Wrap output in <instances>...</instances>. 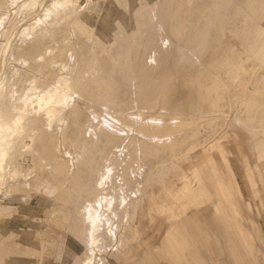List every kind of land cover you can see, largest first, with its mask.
<instances>
[{"label": "rangeland", "instance_id": "rangeland-1", "mask_svg": "<svg viewBox=\"0 0 264 264\" xmlns=\"http://www.w3.org/2000/svg\"><path fill=\"white\" fill-rule=\"evenodd\" d=\"M64 1L0 0V116L5 124L11 126L18 118L17 127L21 132L7 131L5 142L11 143L6 145L5 156L0 162V264H59L58 261L68 264L77 258L83 247V229L90 226L98 228V224L95 226L96 223H90L88 219L92 218L93 211L83 212L85 201L89 200L92 208L96 207L97 192L104 189L117 191L123 187L131 176L129 170L134 178L129 193L135 209L127 219H122V210L117 209V223L124 231L127 258L125 262L118 258V264H264V192L256 194L253 191L254 185L257 186L256 171H260L261 176L264 173V138L258 136L256 148L248 147L250 153L244 155L236 153L227 144L223 151L221 146H216L218 153H212L206 178L203 177L184 197L179 189L182 179L177 174L179 166L187 164L191 158L187 147L198 146L201 140L211 139L217 131L229 129L227 115L243 118L247 116L249 106L257 113L259 99L246 87L247 84H255L256 78L248 73L241 76L245 80L232 83L226 73L222 78L227 85L230 84L229 88L208 94L204 87H200L198 80L201 78L194 76L196 61L183 54L181 49L188 32L187 24L178 31L179 35L172 36L175 42L173 39L165 42L166 35L160 33V27L155 28V18L161 14L159 8L153 16L147 9L154 1L149 5L146 0ZM184 3L183 11L207 7L213 10L214 26L203 50L207 58L206 66L201 69L205 73L225 72L237 66L240 71L248 68L252 72L253 66H261L253 61L248 48L241 46L235 36L227 35L222 45L216 43L220 28L234 12L229 5L239 3L246 11L243 0H228V3H222V0H188ZM163 4L164 0H161L159 6ZM110 8L115 23L119 22L117 28L112 26L111 32L99 28L101 14L96 16L95 12ZM45 10L47 12L44 13ZM169 14L167 12L166 25L170 22ZM29 26L33 27L32 31ZM27 27L30 29L22 30ZM130 28H133V35L129 34ZM103 39H107V46L121 64L126 79L131 82L133 75L135 78L134 99H130L123 109L114 105L106 108L100 103L104 78L115 81V77L106 73L103 67L100 73L96 72L90 58L94 52V41L101 43ZM206 78L208 81L204 84H213V76ZM174 79L178 82L175 80V83ZM208 96L212 97L213 105L207 104ZM146 97L148 101H145ZM61 99L64 103L60 102ZM158 100L165 103L168 111H178L184 118L177 132L181 133H176L172 142L164 145L145 142L134 154V143L125 138L116 141L113 133L110 134V128L103 124L104 119L114 115L122 123L139 118V115L141 119L148 115L150 118L154 113L151 103ZM207 107L210 108L207 110ZM202 112L204 116L197 114ZM168 116L171 117L165 114L167 119ZM95 135L100 139L97 140ZM180 142L183 145H178ZM116 143L125 144L110 161L111 171L105 170L101 149L106 145L110 150ZM246 143L250 146L248 140ZM183 147L186 153H183ZM123 162H126L124 173L119 167ZM118 175L122 177L118 178ZM99 182L100 186L97 185ZM194 203L196 206H189ZM105 207L103 202L100 208L104 210ZM185 207L187 209L183 211ZM236 211L245 227L234 216ZM155 221L163 224L160 235L154 231ZM250 225L256 228V232L249 228ZM252 235V241L259 243L260 247L249 242Z\"/></svg>", "mask_w": 264, "mask_h": 264}, {"label": "bare ground", "instance_id": "bare-ground-1", "mask_svg": "<svg viewBox=\"0 0 264 264\" xmlns=\"http://www.w3.org/2000/svg\"><path fill=\"white\" fill-rule=\"evenodd\" d=\"M12 1V0H11ZM64 1V0H62ZM152 1H154L151 5H149ZM188 0H171L169 3L168 0H164L163 6H159L161 0H146V4L149 5L147 9L150 11V15L153 16V13L156 12L157 8L160 10V16L155 18V28L160 27L159 31L161 34L166 35L167 38H165V42L171 39H173V35L177 34L179 35L178 31H180L182 28H185L187 24V35L185 36L184 44L181 47L183 54H188L189 57L194 59L197 71L195 72L194 76H197V79L199 81V84L201 83L200 87H204L205 91L209 93H214L217 92L218 89H228L230 84L227 85L225 80L222 78L223 75H227L232 79L231 82L233 83L236 80L241 79V76L244 74L250 73L252 77H255V84L253 83L251 86L246 85L248 89L252 91L254 94L255 98L259 99V108L257 109V113H254V108L252 109V106H249L247 111L248 114L247 116L241 118L239 116H232V115H227L228 122L227 125L230 126L228 130L225 131H217V133L214 134V136L211 139H203L200 141V143L197 145H192L190 148H188V152L190 154V159L187 164L182 166H179L178 170V176L179 178L182 179V184L179 189L183 191L182 197L188 192V191H193V187L203 179V177L206 176V169L209 168V165L211 164V156L212 153L217 152L216 146H221L222 151L225 149L224 145L227 144L233 148V150L236 153H239L240 155L248 154L250 151H248V147H252L254 150L256 148L255 145V140L258 136H261L260 138H264V0H243L244 3H246L247 10L245 11L244 8H242L239 3L229 5L230 8L233 9V14L228 17L227 23L222 25L220 28L221 34L220 37L216 40V43L219 45L224 44L225 39H227V35H232L237 38L241 46H246L252 55L253 61L259 63L261 66L258 67V65L253 66L251 68L252 72H249V69H244L243 71H240L238 69V66L234 68H229L225 70V72L222 71H210L206 72L203 71L201 68L205 67V55L203 54V50H205V45L207 43V38L209 37V34L214 26L213 23V10H211L209 7L205 8L204 10H200L199 8H194L190 9L189 11H183V6H186L184 2ZM15 2V1H14ZM66 0L64 1V3ZM60 3V2H59ZM72 3V2H71ZM75 3V2H74ZM222 3H228V0H222ZM7 4V3H6ZM63 4V3H62ZM10 5V4H9ZM61 5V4H60ZM77 5V3H76ZM79 6V5H78ZM77 8V7H76ZM182 8V10H181ZM1 11V10H0ZM12 11V10H11ZM112 9H104L102 11H95L96 16L101 14L100 20H99V28L103 30H108L111 32L112 26H115L117 28V25L119 22L114 21V19L111 16ZM47 12L46 10L44 13ZM53 12V11H51ZM74 12V11H73ZM167 12L170 13L169 16V24L166 25L165 23V18L167 16ZM50 13V12H49ZM54 13V12H53ZM48 14V13H47ZM42 15V14H41ZM45 15V14H44ZM43 15V16H44ZM48 16V15H45ZM50 16V15H49ZM73 16V15H72ZM138 16V15H137ZM136 17V16H135ZM193 17L192 19H190ZM39 18V17H38ZM37 18V19H38ZM46 18V17H45ZM70 18V17H69ZM36 19V20H37ZM42 19V17H41ZM142 20V19H141ZM140 20V21H141ZM144 20V19H143ZM152 20V19H151ZM1 21V20H0ZM139 21V22H140ZM147 21V20H146ZM39 22V20H38ZM167 22V21H166ZM34 23V22H33ZM45 23V22H44ZM131 23V22H130ZM36 23H34L35 25ZM134 24V22H133ZM146 24V23H145ZM165 24V25H164ZM33 25V24H31ZM139 26V25H138ZM30 27V26H29ZM32 27V26H31ZM30 27V28H31ZM133 27V26H132ZM135 27V26H134ZM149 27V26H147ZM3 28V27H2ZM30 28H25L22 30L30 29ZM137 28V26H136ZM150 28V27H149ZM131 29V28H130ZM133 29V28H132ZM129 32L130 35H133V31ZM146 29V26H145ZM148 29V28H147ZM31 31L33 30V27L30 29ZM35 30V29H34ZM117 30V29H116ZM121 30V29H119ZM126 30V29H125ZM36 31V30H35ZM34 31V32H35ZM128 31V30H127ZM24 32V31H21ZM30 32V31H29ZM42 32V31H41ZM40 32V33H41ZM48 32V31H47ZM126 32V31H125ZM38 33V32H37ZM116 33V31H115ZM128 33V32H126ZM140 33V32H139ZM47 34V33H46ZM23 35V33H22ZM27 35V34H26ZM31 35V34H30ZM104 37L106 38L105 34H103ZM115 35V34H114ZM28 36V35H27ZM33 36V35H32ZM40 36V35H39ZM51 36V35H50ZM36 37V36H35ZM94 37V36H93ZM156 37V36H155ZM38 38V37H37ZM40 38V37H39ZM102 38V37H101ZM134 38V37H133ZM25 39V38H24ZM62 39V38H61ZM64 39V37H63ZM92 39V38H91ZM169 39V40H168ZM178 39V38H177ZM20 40V39H19ZM107 39H103V41L100 43L98 41H94V52L90 54L91 61L94 63V69L95 71L100 73V69L103 67L104 70H106V73H109L115 77V81L108 80L104 78L103 81V93L101 95V102L104 107L108 108L110 105H114L120 109H123L128 103L130 99H134L135 96V87L133 85L135 78L134 75L131 78V82H129L128 79L124 76V70L121 66V64L113 57V53L109 50V47L107 46ZM40 41V39H39ZM65 41V39H64ZM117 41V39H116ZM174 41V39L172 40ZM27 42V41H25ZM175 42V41H174ZM172 42H170L171 44ZM22 43H19V45ZM28 44V43H27ZM33 44L34 41H33ZM68 44V43H67ZM66 44V45H67ZM165 44V43H164ZM169 44V45H170ZM30 45H32L30 43ZM61 45V44H60ZM166 45V44H165ZM176 45V43L174 44ZM172 46V45H171ZM170 46V47H171ZM21 47V46H19ZM18 47V48H19ZM175 47V46H174ZM113 48V47H112ZM63 49V48H62ZM171 49V48H170ZM177 49V48H176ZM164 50V49H163ZM175 50V49H174ZM212 51H215L212 50ZM172 52V50L170 51ZM61 53V51H60ZM176 53V51H175ZM174 54V52L172 53ZM179 54V53H178ZM39 55V54H38ZM42 56V55H41ZM172 56V55H171ZM175 56V54H174ZM34 57V56H33ZM40 58V57H38ZM174 58V57H173ZM248 58V57H247ZM170 59V58H169ZM33 60V59H32ZM34 61V60H33ZM38 61V60H37ZM173 61V60H172ZM243 61V59H242ZM92 63V64H93ZM31 65V64H30ZM33 65V64H32ZM168 65V64H165ZM172 67V66H171ZM219 67V66H218ZM217 69V68H216ZM152 70V69H151ZM167 70V69H166ZM43 72V71H42ZM158 72V71H157ZM180 73V72H179ZM44 74V73H43ZM102 74V73H101ZM152 74V73H151ZM98 75V74H97ZM110 75V76H111ZM149 75V74H148ZM147 75V76H148ZM44 76V75H43ZM109 76V77H110ZM146 76V77H147ZM152 76V75H151ZM150 76V77H151ZM180 77V75H178ZM183 76V75H182ZM208 76H213L211 82L213 84L211 85H206V81L208 79L206 77ZM49 77V75L47 76ZM138 77V76H137ZM178 77V78H179ZM39 78V75L38 77ZM177 78V79H178ZM235 80H234V79ZM42 79V77L40 78ZM130 79V77H129ZM159 80V78L157 79ZM162 80V79H161ZM176 79H174L175 81ZM180 80V78L178 79ZM178 80H176L178 82ZM242 81L245 79H241ZM43 81V80H42ZM45 81V80H44ZM43 81V82H44ZM49 82V80H47ZM144 81V80H143ZM154 81V80H153ZM175 81V83H176ZM169 82V81H168ZM172 82V81H171ZM180 82V81H179ZM46 83V82H45ZM92 83V82H91ZM155 83V82H154ZM162 83V81H161ZM163 83H166L163 81ZM174 83V82H173ZM248 83V82H244ZM87 84V83H86ZM149 84V81H148ZM203 84V85H202ZM221 84V85H220ZM89 85V84H88ZM96 85V84H95ZM152 85H154L152 83ZM165 85V84H164ZM163 85V86H164ZM171 85V83H169ZM233 85V84H232ZM94 86V85H92ZM167 86V85H165ZM164 86V89H165ZM47 87V86H46ZM88 87V86H86ZM91 87V86H89ZM151 87V86H150ZM168 87V86H167ZM199 87V86H198ZM199 87V88H200ZM99 88V87H98ZM148 88V87H147ZM163 88V87H162ZM171 88V87H170ZM95 90V87L93 88ZM161 90V89H160ZM198 90V89H197ZM196 90V91H197ZM154 91V90H153ZM165 91V90H164ZM202 91V89H201ZM221 91V90H219ZM163 92V89H162ZM169 92V90H168ZM165 93V92H164ZM219 93V92H217ZM232 93V92H230ZM216 95V94H215ZM223 95V93H222ZM159 97H161L159 95ZM169 97V96H168ZM215 97V96H214ZM220 97V96H219ZM51 98V96H50ZM139 98V97H138ZM225 98V96H223ZM136 99V98H135ZM161 99V98H159ZM166 97H164V101ZM205 99V98H204ZM203 99V100H204ZM216 99V98H215ZM64 100V99H63ZM163 100V99H162ZM222 100V99H221ZM220 100V102H221ZM236 100V99H235ZM145 101H148V97L145 98ZM161 101V100H160ZM206 101V100H205ZM255 101V100H254ZM62 102V99L61 101ZM138 102V101H137ZM198 102V101H197ZM219 102V101H218ZM219 102V103H220ZM252 102V101H251ZM64 103V101L62 102ZM146 103V102H145ZM148 103V102H147ZM196 103V102H195ZM201 103V102H200ZM222 103V102H221ZM236 103V102H235ZM250 103V102H249ZM254 104V102H252ZM199 104V102H198ZM207 104L213 105L212 97L208 96L207 98ZM70 105V103H69ZM197 105V104H196ZM200 105V104H199ZM143 106V105H142ZM193 106V105H192ZM218 106V105H217ZM256 106V105H255ZM78 107V106H77ZM94 107V106H93ZM196 106L193 107V109ZM203 107V106H202ZM50 108V107H49ZM48 108V109H49ZM61 108V107H60ZM95 108V107H94ZM151 108L153 109L152 113L153 115L149 117L148 119L144 118L141 119L142 117L139 115V118H132L130 122L125 121L126 123H122L123 121L120 122L119 119H117L116 115L114 116H108L106 119H104L103 124L110 128L112 131L110 134L113 133L116 141L120 140L121 138H125L126 141H129L134 143L135 149H134V154L136 152L140 151V146L145 144V142H153L155 144H163V143H169L174 140V135L178 132V129L180 126H182V122L184 118L181 116V113L178 111H168L165 107V103L153 101L151 103ZM204 108V107H203ZM210 107H207V110ZM215 108V107H214ZM51 109V108H50ZM49 109V111H50ZM75 109V108H74ZM91 109V108H90ZM102 109V108H101ZM110 109V108H109ZM108 109V110H109ZM141 109V108H140ZM205 109V108H204ZM40 110V109H39ZM104 111V109H102ZM106 109V111H108ZM112 110V109H111ZM142 110H146L142 109ZM173 110V109H172ZM176 110V109H175ZM200 110V109H199ZM198 110V111H199ZM33 111V110H32ZM38 111V110H37ZM48 111V112H49ZM115 111V110H114ZM126 111V110H125ZM205 111V110H204ZM116 112V111H115ZM119 112V111H118ZM94 113V112H93ZM120 113V112H119ZM142 113V112H141ZM143 112L142 114H144ZM207 113V112H206ZM76 114V113H75ZM79 114V113H77ZM82 114V113H81ZM96 113H94V116ZM106 114L109 115L108 112ZM165 114H170L171 117L168 119L165 117ZM198 115L204 116L205 114L202 113H197ZM88 115V114H87ZM104 115V114H103ZM113 115V114H112ZM128 115V114H127ZM136 115V114H135ZM183 115V114H182ZM222 115V114H221ZM40 116V115H39ZM74 116V115H73ZM129 116V115H128ZM137 116V115H136ZM197 116V115H195ZM1 117V116H0ZM5 117V116H4ZM91 117V115H90ZM98 117V116H97ZM104 117V118H105ZM133 117V116H130ZM119 118V117H118ZM36 118H34L35 120ZM77 119V117H76ZM79 119V118H78ZM96 119V118H95ZM218 119V118H217ZM216 119V120H217ZM4 120V119H3ZM2 117L0 118V162H2V159L5 156L6 149L8 144L5 142L6 138V133L7 131L10 132H20V127H17L18 123V118H16L13 122V126L5 124V120L3 121ZM7 120V119H6ZM94 120V119H93ZM97 120V119H96ZM100 120V119H99ZM98 120V121H99ZM47 121V120H46ZM95 121V120H94ZM222 121V120H221ZM100 122V121H99ZM77 123V121H76ZM86 123V121H85ZM255 123H257L255 125ZM46 124V123H45ZM44 124V125H45ZM101 123V126L103 125ZM201 124V123H200ZM85 125V124H83ZM82 125V126H83ZM97 125V123L95 124ZM94 125V126H95ZM146 126H148V129H146ZM224 126V125H223ZM106 127V129H107ZM193 127V126H192ZM219 127V126H218ZM94 128V127H93ZM82 129V128H81ZM84 129V127H83ZM82 129V130H83ZM192 129V128H191ZM194 129V128H193ZM222 129V128H221ZM38 130V129H37ZM41 130V129H40ZM99 130V127H98ZM109 130V129H107ZM210 130V129H209ZM22 131V130H21ZM34 131V130H33ZM51 131V130H50ZM187 131V130H186ZM208 131V130H207ZM8 132V133H10ZM36 132V130H35ZM92 132H94L92 130ZM185 132V131H184ZM18 133V134H19ZM25 133V132H24ZM34 133V132H33ZM37 133V132H36ZM34 133V135L36 134ZM81 133V132H80ZM181 132L177 133L180 134ZM12 134V133H10ZM40 134V133H39ZM87 134V133H86ZM98 134V133H97ZM28 135V134H27ZM38 135V134H37ZM94 135V134H93ZM10 137V136H9ZM8 137V138H9ZM17 138V137H16ZM32 138V137H31ZM30 138V139H31ZM39 138V137H38ZM80 138V137H79ZM95 138L98 140L100 139L97 135H95ZM204 138L201 137V139ZM19 139V138H18ZM42 139H44L42 137ZM82 139V138H81ZM113 139V138H112ZM7 140V138H6ZM21 140V139H20ZM47 141V138L44 139ZM200 140V138L198 139ZM247 140L250 142V146L247 145ZM263 139H260L262 141ZM15 141V140H14ZM52 141V140H51ZM114 141V140H113ZM180 140H178L179 142ZM185 141V140H184ZM197 141V140H196ZM33 143L32 141H30ZM87 142V141H86ZM100 142V140H99ZM107 142V141H106ZM125 142V141H124ZM183 142V141H181ZM178 143L179 144H181ZM199 142V141H198ZM23 143V142H22ZM52 143V142H50ZM114 143V142H113ZM152 143V144H153ZM174 143V142H173ZM176 143V141H175ZM196 143V142H194ZM259 143V142H257ZM48 144V143H47ZM79 144V143H78ZM107 144V143H106ZM125 144V143H124ZM119 143H116L113 148L107 149L106 145L101 149V155L103 159V166L106 168L105 170H109L111 168L110 166V161L115 157V152L119 149L123 148ZM6 145H8L6 147ZM46 145V144H45ZM49 145V144H48ZM87 145V144H86ZM84 144V146L86 147ZM89 145V144H88ZM112 145V144H111ZM133 145V144H132ZM154 145V144H153ZM160 145V146H161ZM164 145V144H163ZM183 145V144H181ZM191 145V144H190ZM35 146V145H34ZM92 146V145H91ZM110 146V145H109ZM128 146V144H127ZM126 146V148H128ZM130 146V145H129ZM167 146V145H166ZM258 146V145H257ZM30 146L28 145V148ZM38 147V146H37ZM88 147V146H87ZM122 147V148H121ZM133 147V146H132ZM156 147V146H155ZM159 147V146H158ZM175 147V146H174ZM26 148V147H25ZM90 148V147H89ZM92 148V147H91ZM149 148V146H148ZM154 148V146H153ZM161 148V147H160ZM184 148V147H183ZM31 148L30 150H32ZM88 149V148H87ZM145 149V148H143ZM156 149V148H154ZM153 149V150H154ZM166 149V147H165ZM169 149V148H168ZM172 149V148H171ZM185 149V148H184ZM230 149V148H229ZM83 150V149H82ZM89 150V149H88ZM147 150V149H146ZM29 151V150H28ZM35 150H33L34 152ZM37 151V150H36ZM45 151V150H43ZM160 151V150H159ZM178 151L175 150V152ZM184 151V150H183ZM120 152V151H119ZM133 152V151H132ZM131 152V153H132ZM158 151H156L157 153ZM161 152V151H160ZM173 152V151H172ZM181 151H179L180 153ZM186 149L185 152L186 153ZM35 153V152H34ZM41 153V152H40ZM83 153V152H82ZM81 153V156L83 155ZM99 153V154H100ZM131 153L130 156H131ZM141 153V152H140ZM46 154V152H45ZM182 152L179 154L181 155ZM12 155V154H11ZM127 155V154H126ZM169 155V154H168ZM175 155V154H174ZM178 155V156H179ZM187 155V154H186ZM37 156V154H36ZM80 156V155H79ZM86 156V155H84ZM95 156V155H94ZM246 156V155H245ZM35 157V155H34ZM43 157V156H41ZM90 157V156H89ZM182 157V156H181ZM39 158V155H38ZM45 158V156H44ZM47 158V157H46ZM126 158V156H125ZM137 158V157H136ZM171 158V157H170ZM183 158V157H182ZM91 160V158H89ZM117 159V158H116ZM166 159V158H165ZM41 161V159H39ZM79 160V159H78ZM54 161V160H53ZM114 161V160H113ZM117 162V161H116ZM148 162V160H147ZM100 163V160H99ZM161 163V162H160ZM159 163V164H160ZM164 163V162H163ZM167 163V162H166ZM172 163V162H171ZM43 164V163H41ZM97 164V163H96ZM116 164V163H115ZM1 165V163H0ZM120 166V172L123 169L126 168V162L119 164ZM138 165V164H137ZM178 165V164H177ZM37 166V165H36ZM43 166V165H42ZM49 167V166H47ZM46 168V167H45ZM60 168V167H59ZM103 168V167H102ZM132 167H130L131 169ZM212 168V167H211ZM2 169V168H1ZM48 168H46L47 170ZM87 169V167H85ZM141 169V168H140ZM61 170V169H60ZM88 170V169H87ZM126 170V169H125ZM128 170V169H127ZM76 171V170H74ZM81 171V170H80ZM111 171V170H109ZM107 171V172H109ZM114 171V170H113ZM164 171V170H163ZM169 171V170H168ZM48 172V170H47ZM50 172V171H49ZM48 172V173H49ZM104 172V171H103ZM152 172V171H151ZM1 173V172H0ZM53 173V172H52ZM76 173V172H74ZM73 173V174H74ZM83 173V172H82ZM92 173V172H91ZM105 173V172H104ZM116 173V172H115ZM126 173V172H125ZM133 172L131 170L128 171V174L131 176L128 178L126 181L125 185L123 187H120L117 189V191H104L103 192H97V197H96V207L91 206V202L89 200L85 201V206L83 208V212L87 213L89 211H93L92 218H88L90 223H96L95 226L97 225L98 228L91 226L89 228L85 227L82 231L81 235V242L83 243V247L81 251L79 252L80 255L77 258L71 259L68 264H118L117 259L119 258L120 260H123L124 262L127 260L124 252V231H121V224L117 223V209L122 210V219H127L130 218V214L134 211V205H132V198L131 194L129 191L132 189L133 186ZM40 174V172H39ZM43 174V173H42ZM47 174V173H46ZM48 175V174H47ZM55 175V174H54ZM94 175V174H92ZM101 174L99 173V176ZM105 175V174H104ZM108 175V174H107ZM40 176H42L40 174ZM74 176V175H71ZM69 176V177H71ZM79 176V175H78ZM95 176V175H94ZM98 176V177H99ZM121 175H118V178ZM177 176V175H175ZM76 177V176H75ZM102 178L104 176H101ZM100 177V178H101ZM122 177V176H121ZM37 178V177H36ZM68 178V176H67ZM73 178V177H71ZM97 178V177H96ZM108 178V177H107ZM178 178V177H177ZM206 178V177H205ZM216 180L219 182V179L217 176L215 177ZM70 180V178H68ZM68 180V181H69ZM75 180V179H73ZM103 180V179H102ZM109 180V179H108ZM117 180V179H116ZM99 181V179H98ZM107 181V180H106ZM48 182V181H47ZM67 182V181H66ZM93 182V181H92ZM221 182V181H220ZM96 183V182H95ZM116 183V182H115ZM62 185V184H61ZM97 185L100 186V182L97 183ZM46 186V185H45ZM44 186V187H45ZM63 186V185H62ZM61 186V187H62ZM72 186V185H71ZM107 186V185H106ZM114 186V185H113ZM101 188V187H100ZM55 189V187H54ZM53 189V192H54ZM72 189V188H70ZM97 189V188H96ZM195 189V188H194ZM102 190V188H101ZM112 190V189H111ZM60 191V190H59ZM62 191V190H61ZM69 191V190H68ZM70 192V191H69ZM95 193V192H94ZM57 194V193H56ZM193 195V193H192ZM57 196V195H56ZM55 196V197H56ZM59 196V195H58ZM102 196V198H101ZM74 197V196H73ZM77 200V199H76ZM105 202L106 207L105 209H101L100 205ZM196 202V201H195ZM115 204H118V207L115 206ZM65 205V204H64ZM189 205V204H186ZM192 205L196 206V203L189 205L192 207ZM104 206V205H103ZM194 206V207H195ZM75 208V207H73ZM65 209V208H64ZM186 207L183 208V211H186ZM111 211V212H110ZM66 212V211H65ZM73 214V213H71ZM14 215V214H13ZM32 215V214H30ZM89 215V213H88ZM15 216V215H14ZM17 216V214H16ZM5 217V216H4ZM25 217V216H24ZM89 217V216H88ZM31 217L29 216L28 219ZM39 219V218H37ZM87 219V220H88ZM1 220V218H0ZM11 220V219H10ZM32 220V219H31ZM30 221V220H29ZM39 223V222H38ZM125 225H128V222H123ZM84 224V223H83ZM135 224V223H133ZM94 225V224H90ZM154 231L156 234L160 235L163 232V224H158L157 221H155L154 224ZM51 226V225H50ZM58 226V225H57ZM88 226V225H87ZM81 227V226H80ZM124 227V226H123ZM52 228V226H51ZM83 228V227H82ZM56 229V227L54 228ZM58 229V228H57ZM69 229V228H68ZM62 230V229H61ZM123 230V229H122ZM130 233V231H129ZM18 234V233H17ZM40 235V234H38ZM76 239V238H75ZM78 239V238H77ZM2 240V239H1ZM41 240V239H40ZM49 240V239H48ZM52 240V239H51ZM50 240V241H51ZM42 241V240H41ZM44 241V239H43ZM3 245V244H2ZM5 245V244H4ZM41 245V244H40ZM8 246V245H6ZM43 246V245H42ZM44 247V246H43ZM75 247V245H74ZM15 249V248H14ZM18 249V248H17ZM42 251V248H40ZM79 249V250H80ZM11 252V251H10ZM49 252V251H48ZM3 253V252H2ZM28 253V252H27ZM60 254V253H59ZM1 255V254H0ZM39 255V254H38ZM9 256V255H8ZM42 256H44L42 254ZM6 257V256H5ZM75 257V256H74ZM3 258V257H2ZM21 258V257H20ZM23 258V257H22ZM25 258V257H24ZM38 258V257H37ZM58 258V257H57ZM36 259V258H35ZM67 260V259H66ZM16 261V260H15ZM54 261V260H53ZM1 262V261H0ZM59 264L62 263L61 261H58ZM3 263V262H2ZM4 264V263H3Z\"/></svg>", "mask_w": 264, "mask_h": 264}, {"label": "crops", "instance_id": "crops-1", "mask_svg": "<svg viewBox=\"0 0 264 264\" xmlns=\"http://www.w3.org/2000/svg\"><path fill=\"white\" fill-rule=\"evenodd\" d=\"M257 173V175H256V182H257V186H256V184L254 185V187H253V191H254V193H256V194H260V192H264V173H262V176H261V173H260V171H256ZM263 180V181H262ZM222 186L225 184L224 182H223V180H222ZM225 188H223V191L225 192V190H224ZM226 194V193H225ZM224 197H225V195H224ZM234 216L237 218V219H239V221L240 222H242V225L245 227V225H244V223H243V221H242V219H241V217L239 216V214L237 213V211H236V213L234 212ZM252 227V225H250V227L249 228H251ZM255 229V232H256V228L255 227H252V229ZM250 236V235H249ZM252 237H253V235L251 236V237H249L250 239H249V242H251L252 244H256V245H258L259 247H260V245H259V243H254L253 241H252ZM261 244V243H260Z\"/></svg>", "mask_w": 264, "mask_h": 264}]
</instances>
